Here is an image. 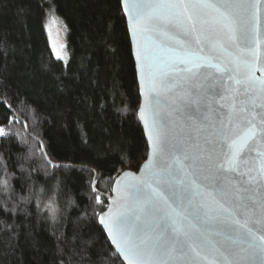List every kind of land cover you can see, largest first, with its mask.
Listing matches in <instances>:
<instances>
[{
	"label": "trees",
	"instance_id": "trees-1",
	"mask_svg": "<svg viewBox=\"0 0 264 264\" xmlns=\"http://www.w3.org/2000/svg\"><path fill=\"white\" fill-rule=\"evenodd\" d=\"M140 102L121 0H0V264H123L98 220L147 159Z\"/></svg>",
	"mask_w": 264,
	"mask_h": 264
},
{
	"label": "snow or ice",
	"instance_id": "snow-or-ice-1",
	"mask_svg": "<svg viewBox=\"0 0 264 264\" xmlns=\"http://www.w3.org/2000/svg\"><path fill=\"white\" fill-rule=\"evenodd\" d=\"M201 8L210 10L217 30L251 57L243 64V78L238 57H232L234 69L215 65L218 72H231L226 77L202 74L199 70L211 66V58L189 50L184 40L167 30L172 25L187 34L189 29L179 22V16ZM259 10L260 0H132L126 4L145 99L141 118L149 130L153 159L145 165L147 177L127 175L112 201L114 207L100 222L128 264H182L189 256L197 258L191 264H236L210 238L206 225L217 219L235 235L223 231L215 235L239 247L244 254L242 264H264V198L259 201V218L253 219L248 201L255 205L257 200L243 195L250 189L242 186H259L257 192L264 188ZM187 19L195 31L199 18L188 15ZM158 38L172 41L184 51L168 47ZM177 62L186 66L179 67ZM257 71L260 77L255 75ZM174 89L179 90L171 99L172 110L195 134L183 142V150L166 139L168 130L159 118L161 94ZM189 146L195 150L192 154ZM149 206L158 215L146 221L143 216ZM241 211L243 220L237 214Z\"/></svg>",
	"mask_w": 264,
	"mask_h": 264
},
{
	"label": "water",
	"instance_id": "water-1",
	"mask_svg": "<svg viewBox=\"0 0 264 264\" xmlns=\"http://www.w3.org/2000/svg\"><path fill=\"white\" fill-rule=\"evenodd\" d=\"M131 2L132 0H121V7L124 16L126 18L127 28L132 45L133 58L136 65L137 80L139 85V95L141 100L138 109V120L144 131L145 138L148 143L149 152L147 159L141 165L138 171H130V170L124 171L116 178L112 186L111 195L107 196L108 205L98 220L99 226L104 231L108 242L110 243L112 249L115 251V253L117 254V256L119 257V259L122 261L123 264H128V261L116 249L115 244H113L112 239L108 234L107 228L105 227L104 224L100 222L101 217H106L109 212V209L114 207L112 201L117 198V192L119 188H122L123 184L126 182L127 175H131L135 177H140L144 175L145 177H147L145 165H147L149 161L153 159V150H152V143L149 138V130L145 125L144 119L141 118V110L144 109L145 107V99H144L143 88L140 82L139 63L136 59V40L132 33V21L130 19L128 11H126V4H130ZM188 15H193L194 17L199 18L196 21L195 31H192L191 29V23L187 19ZM213 15L214 14L211 13L210 10L208 9L201 8L195 10V12L189 10L187 14L181 13V15L178 18L179 22H182L183 25L189 29L187 34H184L181 29L175 28L172 25H168L167 30L172 34L177 35L178 38L184 40L189 45V50L195 52L201 57L211 58V66L205 65L199 70L202 74L204 75L214 74L216 76L223 75L226 77L227 75H230L231 72L228 73L218 72L215 65H219L221 67H228L229 69H234L235 65L232 63V57H238L241 62L239 68V76L240 78H243L245 75V69L243 67V64L244 62L250 60L251 57L246 54H242L238 50L237 46L228 40L225 34L217 30L218 25L212 22ZM173 20L175 22L177 18L173 17ZM201 21H203L204 23H201ZM257 31L260 41L259 43L260 62L264 63V0H260ZM197 37H201V38L197 40ZM158 39H160L162 43H164L168 47L177 48V50L180 51L181 53L184 51V49L179 48V46L172 41L164 40L163 38H158ZM177 63L179 67L186 66L185 64L179 62ZM255 75L257 77H260L262 74L260 71H257ZM178 90L179 89H174L173 92H164L161 94L160 96L161 106L159 107L158 111H159V118L163 121L166 129L168 130V135L166 139L170 143L178 144L180 146V149L183 150V148L185 147L183 142L187 140L190 135L194 136L195 134L190 133V130L187 127H185L182 121L178 118L179 114L172 110L174 105L172 104L171 99L172 97L175 96V93ZM194 151L195 150L189 146V153L192 154ZM95 180H96V176L93 183L94 188H95ZM242 186H246L250 189L249 192L243 193V195L256 197L257 203L255 205H253L251 201H248V203L250 207L253 208V219H257L260 216L259 201L262 198H264V188H260L259 192H257L255 189L258 188L259 186H254V185H242ZM191 211H193V209L189 207V212ZM200 212L201 215H203V209H201ZM237 214L241 220L244 219L242 211L238 212ZM153 215H158V213H154L151 207L149 206V208L146 210V215L143 216V219L146 221H151ZM250 226L253 228L258 227L254 223H250ZM206 227L210 230L211 233L210 238L213 241L219 242L217 246L221 248V251L224 253V256H226L229 260L236 262V264H242V257L244 254L240 252L239 247L237 245L232 244L231 241L224 240L222 237L215 235L216 232L223 231L226 232L228 235L234 236L235 233L230 230V227L227 224L222 223L219 219L208 221ZM195 259L197 258L189 256L182 262V264H191V262L194 261ZM217 259L222 260L223 257H217ZM200 264H204V262L200 261Z\"/></svg>",
	"mask_w": 264,
	"mask_h": 264
},
{
	"label": "rangeland",
	"instance_id": "rangeland-1",
	"mask_svg": "<svg viewBox=\"0 0 264 264\" xmlns=\"http://www.w3.org/2000/svg\"><path fill=\"white\" fill-rule=\"evenodd\" d=\"M45 26L49 43L55 57L67 64L69 61V53L65 41V28L52 10L47 11ZM41 202L43 208L48 210L53 217L57 216L58 208L53 200Z\"/></svg>",
	"mask_w": 264,
	"mask_h": 264
}]
</instances>
